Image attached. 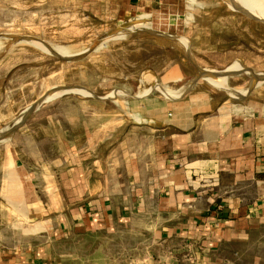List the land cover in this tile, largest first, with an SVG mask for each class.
Here are the masks:
<instances>
[{"label": "crops", "instance_id": "0c3cea01", "mask_svg": "<svg viewBox=\"0 0 264 264\" xmlns=\"http://www.w3.org/2000/svg\"><path fill=\"white\" fill-rule=\"evenodd\" d=\"M216 86L229 97L165 102L135 134L75 137L54 158L24 152L29 125L8 129L0 264H62L52 245L76 233L109 244L150 234L152 264H264V89Z\"/></svg>", "mask_w": 264, "mask_h": 264}, {"label": "rangeland", "instance_id": "374dc122", "mask_svg": "<svg viewBox=\"0 0 264 264\" xmlns=\"http://www.w3.org/2000/svg\"><path fill=\"white\" fill-rule=\"evenodd\" d=\"M133 1L0 0V138L26 117L24 152L54 158L75 137L135 134L165 102L229 97L223 77L264 89V0ZM141 236L76 233L52 250L62 264H152Z\"/></svg>", "mask_w": 264, "mask_h": 264}, {"label": "water", "instance_id": "95a60500", "mask_svg": "<svg viewBox=\"0 0 264 264\" xmlns=\"http://www.w3.org/2000/svg\"><path fill=\"white\" fill-rule=\"evenodd\" d=\"M61 58L63 59V57H61ZM71 90H73V89H71L70 87H65V88L59 89V91H61L60 94L66 93V92H70ZM55 91L58 92V90H55ZM34 108L35 107H32L31 109L33 110ZM25 118L26 117H24L23 119H21V121H19V123L13 127V131L25 120Z\"/></svg>", "mask_w": 264, "mask_h": 264}, {"label": "trees", "instance_id": "16d2710c", "mask_svg": "<svg viewBox=\"0 0 264 264\" xmlns=\"http://www.w3.org/2000/svg\"><path fill=\"white\" fill-rule=\"evenodd\" d=\"M114 140H115V138H113V141H114ZM102 146H104V147H105V146H108V145H102ZM106 149H107V148H106ZM106 149L102 151V149H101V148H99L98 150H99L100 154H101V155H103V154H104V152L106 151Z\"/></svg>", "mask_w": 264, "mask_h": 264}, {"label": "bare ground", "instance_id": "6f19581e", "mask_svg": "<svg viewBox=\"0 0 264 264\" xmlns=\"http://www.w3.org/2000/svg\"><path fill=\"white\" fill-rule=\"evenodd\" d=\"M255 2H258L259 3V0L255 1ZM263 3V1L261 2V4ZM255 4V3H254Z\"/></svg>", "mask_w": 264, "mask_h": 264}]
</instances>
